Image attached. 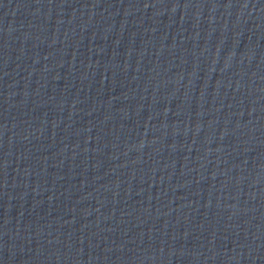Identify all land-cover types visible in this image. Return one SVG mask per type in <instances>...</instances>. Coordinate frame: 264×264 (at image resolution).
I'll return each mask as SVG.
<instances>
[{
  "label": "water",
  "instance_id": "water-1",
  "mask_svg": "<svg viewBox=\"0 0 264 264\" xmlns=\"http://www.w3.org/2000/svg\"><path fill=\"white\" fill-rule=\"evenodd\" d=\"M0 264H264V0H42L0 45Z\"/></svg>",
  "mask_w": 264,
  "mask_h": 264
}]
</instances>
